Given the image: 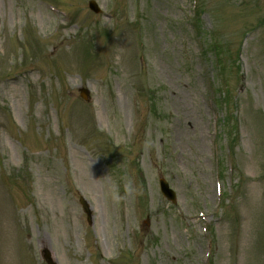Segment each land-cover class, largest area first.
Masks as SVG:
<instances>
[{
    "label": "rangeland",
    "instance_id": "374dc122",
    "mask_svg": "<svg viewBox=\"0 0 264 264\" xmlns=\"http://www.w3.org/2000/svg\"><path fill=\"white\" fill-rule=\"evenodd\" d=\"M88 1L0 0V264H264V0H197L226 112L194 0Z\"/></svg>",
    "mask_w": 264,
    "mask_h": 264
},
{
    "label": "water",
    "instance_id": "95a60500",
    "mask_svg": "<svg viewBox=\"0 0 264 264\" xmlns=\"http://www.w3.org/2000/svg\"><path fill=\"white\" fill-rule=\"evenodd\" d=\"M87 93L84 90H81V96L86 100ZM161 191L165 195V197L169 200H173L172 193L167 189L166 185L164 183H161ZM44 260L47 264H55V262L52 260L51 255L48 251L44 250L43 252Z\"/></svg>",
    "mask_w": 264,
    "mask_h": 264
},
{
    "label": "trees",
    "instance_id": "16d2710c",
    "mask_svg": "<svg viewBox=\"0 0 264 264\" xmlns=\"http://www.w3.org/2000/svg\"><path fill=\"white\" fill-rule=\"evenodd\" d=\"M217 50L219 51V50H220V48H217Z\"/></svg>",
    "mask_w": 264,
    "mask_h": 264
}]
</instances>
